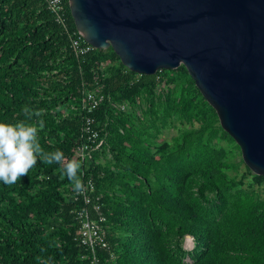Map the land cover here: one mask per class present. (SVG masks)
<instances>
[{"label": "trees", "instance_id": "16d2710c", "mask_svg": "<svg viewBox=\"0 0 264 264\" xmlns=\"http://www.w3.org/2000/svg\"><path fill=\"white\" fill-rule=\"evenodd\" d=\"M67 16L74 30L68 4ZM82 67L80 74L68 35L43 0H0V121L42 122L41 148L65 157L46 164L37 156L16 183L0 182V264L90 262L70 213L80 202L60 174L79 141L81 77L98 78L105 97L90 113L103 144L78 170L82 182L93 180L106 218L112 254L97 249L99 264H264V178L246 166L238 178L229 172L235 160L228 158L240 150L186 69L138 74L111 48L93 49ZM175 117L188 125L158 142L160 127Z\"/></svg>", "mask_w": 264, "mask_h": 264}, {"label": "water", "instance_id": "95a60500", "mask_svg": "<svg viewBox=\"0 0 264 264\" xmlns=\"http://www.w3.org/2000/svg\"><path fill=\"white\" fill-rule=\"evenodd\" d=\"M74 26L130 71L182 65L264 178V0H67Z\"/></svg>", "mask_w": 264, "mask_h": 264}, {"label": "built area", "instance_id": "2783aa9c", "mask_svg": "<svg viewBox=\"0 0 264 264\" xmlns=\"http://www.w3.org/2000/svg\"><path fill=\"white\" fill-rule=\"evenodd\" d=\"M45 2L47 10L52 14L54 21L63 29L69 38V48L71 49L77 64L79 73L83 74L82 64L86 56L96 49L93 45L86 42L83 37L78 33L76 28L69 30L68 16H67V1L65 0H43ZM166 89L165 83H161L160 89ZM104 94L102 92V86L97 78L92 84H86L81 77V91L79 97V114L80 126L78 131V143L74 148V154L72 159H78L81 163H85L91 159L92 152L99 150L103 144V139L99 129L95 126L96 120L92 111L100 106L104 102ZM115 108L119 111L129 110L130 106L126 103H118ZM82 172V176H83ZM94 182L91 178H86L83 181V191L76 193L73 191L71 195L72 202L80 204L76 208L70 209L75 221L78 224L75 232V240L85 250L90 253L89 264H99V258L96 255L97 249H102L112 254L109 244L105 239V232L101 223L106 221L103 214L100 213V207L102 202L100 196L93 194ZM88 206H92L94 212L98 213L97 218H92L88 210ZM189 239L190 244L186 248L192 246V236L186 235L185 242ZM86 254H80L81 258H85Z\"/></svg>", "mask_w": 264, "mask_h": 264}, {"label": "clouds", "instance_id": "9594fccd", "mask_svg": "<svg viewBox=\"0 0 264 264\" xmlns=\"http://www.w3.org/2000/svg\"><path fill=\"white\" fill-rule=\"evenodd\" d=\"M39 124L16 121L9 123L0 121V182L4 185H12L36 163L37 156L46 164L65 161L63 152L56 149L53 152H45L38 142ZM81 161L67 159L63 163L61 176H67L72 182L73 191H83V182L78 175ZM44 264H51L46 260Z\"/></svg>", "mask_w": 264, "mask_h": 264}, {"label": "rangeland", "instance_id": "374dc122", "mask_svg": "<svg viewBox=\"0 0 264 264\" xmlns=\"http://www.w3.org/2000/svg\"><path fill=\"white\" fill-rule=\"evenodd\" d=\"M142 107H143V105H142ZM129 110L130 111L133 110V112L136 115H138V117H141L140 114L137 113L136 108H132L131 109V107H130ZM129 110H126L123 113H125L127 111L129 112ZM187 125H188V123H187L186 120H183L180 117H178V118L175 117V118H173V120L171 122H166V123H164L163 126L160 127V130H159V132L156 135V140L158 142L166 141V140L167 141H171L173 136L177 134L178 129L182 128L184 126H187ZM219 144L224 146L225 148L228 147L227 143L225 142V140H219ZM228 154L230 155L231 153L229 152ZM105 159L106 158H103V159H101V161L103 162V160H105ZM231 159L235 160V168H233L232 170H229V172L232 173V174H235L237 176V178H238L240 176V173L243 172L245 164L242 161L241 155L237 152V150L234 151V157L230 156V158H228V161H231ZM184 244L188 246L190 244L189 239H187V241L184 242Z\"/></svg>", "mask_w": 264, "mask_h": 264}]
</instances>
